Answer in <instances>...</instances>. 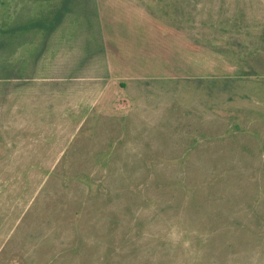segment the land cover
<instances>
[{
	"label": "rangeland",
	"instance_id": "obj_1",
	"mask_svg": "<svg viewBox=\"0 0 264 264\" xmlns=\"http://www.w3.org/2000/svg\"><path fill=\"white\" fill-rule=\"evenodd\" d=\"M0 264H264V0H0Z\"/></svg>",
	"mask_w": 264,
	"mask_h": 264
}]
</instances>
